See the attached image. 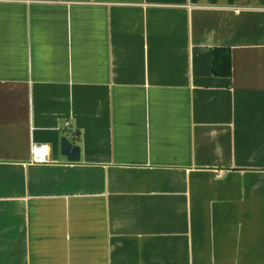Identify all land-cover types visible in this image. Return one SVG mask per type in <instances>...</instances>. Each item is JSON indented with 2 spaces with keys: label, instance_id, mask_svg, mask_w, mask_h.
I'll return each mask as SVG.
<instances>
[{
  "label": "crops",
  "instance_id": "0c3cea01",
  "mask_svg": "<svg viewBox=\"0 0 264 264\" xmlns=\"http://www.w3.org/2000/svg\"><path fill=\"white\" fill-rule=\"evenodd\" d=\"M0 264H264V0H0Z\"/></svg>",
  "mask_w": 264,
  "mask_h": 264
},
{
  "label": "trees",
  "instance_id": "16d2710c",
  "mask_svg": "<svg viewBox=\"0 0 264 264\" xmlns=\"http://www.w3.org/2000/svg\"><path fill=\"white\" fill-rule=\"evenodd\" d=\"M212 71L215 76L230 77L232 74V52L227 48L214 50Z\"/></svg>",
  "mask_w": 264,
  "mask_h": 264
},
{
  "label": "water",
  "instance_id": "95a60500",
  "mask_svg": "<svg viewBox=\"0 0 264 264\" xmlns=\"http://www.w3.org/2000/svg\"><path fill=\"white\" fill-rule=\"evenodd\" d=\"M79 147L73 145L67 138H62L60 141V153L69 162L79 161Z\"/></svg>",
  "mask_w": 264,
  "mask_h": 264
},
{
  "label": "built area",
  "instance_id": "2783aa9c",
  "mask_svg": "<svg viewBox=\"0 0 264 264\" xmlns=\"http://www.w3.org/2000/svg\"><path fill=\"white\" fill-rule=\"evenodd\" d=\"M31 161L35 163H46L48 159V149L45 145L33 144L30 149Z\"/></svg>",
  "mask_w": 264,
  "mask_h": 264
}]
</instances>
